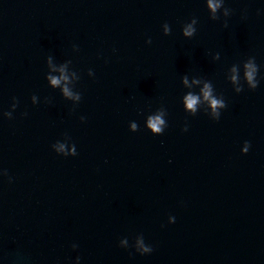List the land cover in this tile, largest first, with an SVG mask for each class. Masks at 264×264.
<instances>
[{"label":"water","instance_id":"1","mask_svg":"<svg viewBox=\"0 0 264 264\" xmlns=\"http://www.w3.org/2000/svg\"><path fill=\"white\" fill-rule=\"evenodd\" d=\"M213 2L0 0V264H264V0Z\"/></svg>","mask_w":264,"mask_h":264},{"label":"clouds","instance_id":"2","mask_svg":"<svg viewBox=\"0 0 264 264\" xmlns=\"http://www.w3.org/2000/svg\"><path fill=\"white\" fill-rule=\"evenodd\" d=\"M221 5L220 3H214L213 0H208V7L211 8L212 12H216L217 8H219ZM218 19V17H213V20ZM195 19L193 20V23H195ZM227 26V23H225V27ZM165 31H169L167 25L165 26ZM195 30L192 28L191 25H189L186 29H185V35L187 36H191L193 34ZM246 77L247 80L249 82V84L251 85V89H256L258 86L259 81H257L256 79H254V76L256 74V66L253 65L252 63H248L246 65ZM233 79H235V77H233ZM59 80L56 78L52 79V83L53 84H59ZM67 92V90H65ZM237 91L239 92L240 89H237ZM204 96L205 99L209 100L210 105L213 108V111L215 112V110L218 107H226V104L224 103L223 100L220 99H215L211 96V89L210 86L206 85L205 87V92H204ZM186 102H187V107L189 109H192L193 111H195V106L198 103V97L194 96V95H189L188 97H186ZM148 125L149 127L156 133H161L163 131L162 129V125H164V121L160 118V116H154V117H149L148 120ZM133 129L136 128V125L133 124ZM184 131L187 130V127H185L183 129ZM63 147V146H61ZM145 252H151L152 250L149 248H145L144 249Z\"/></svg>","mask_w":264,"mask_h":264}]
</instances>
